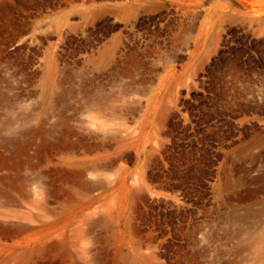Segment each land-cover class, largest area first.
I'll return each mask as SVG.
<instances>
[{"label":"rangeland","instance_id":"1","mask_svg":"<svg viewBox=\"0 0 264 264\" xmlns=\"http://www.w3.org/2000/svg\"><path fill=\"white\" fill-rule=\"evenodd\" d=\"M0 264H264V0H0Z\"/></svg>","mask_w":264,"mask_h":264}]
</instances>
